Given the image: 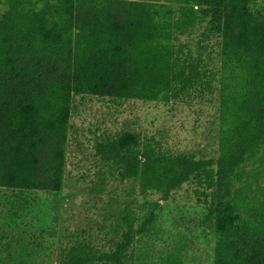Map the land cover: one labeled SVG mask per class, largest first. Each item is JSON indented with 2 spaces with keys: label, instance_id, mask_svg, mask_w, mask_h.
I'll return each mask as SVG.
<instances>
[{
  "label": "trees",
  "instance_id": "1",
  "mask_svg": "<svg viewBox=\"0 0 264 264\" xmlns=\"http://www.w3.org/2000/svg\"><path fill=\"white\" fill-rule=\"evenodd\" d=\"M0 16V187L61 191L76 96L176 101L217 94L220 155L144 145L132 131L100 141L101 159L167 201L192 178L212 188L214 264H264V191L248 163L264 152V0H7ZM202 28L195 45L179 40ZM236 184L239 188L236 191ZM236 194V198H234ZM244 208L237 206V200ZM160 202L111 251L78 242L61 264H125ZM161 264H184L182 249Z\"/></svg>",
  "mask_w": 264,
  "mask_h": 264
},
{
  "label": "rangeland",
  "instance_id": "2",
  "mask_svg": "<svg viewBox=\"0 0 264 264\" xmlns=\"http://www.w3.org/2000/svg\"><path fill=\"white\" fill-rule=\"evenodd\" d=\"M7 8V0H0V16ZM201 30L180 35L179 40L194 46ZM126 130L162 153L217 159L218 95L206 91L169 102L76 96L61 191L20 193L0 187V264H61L62 252L78 242L94 251H111L127 229L125 214L131 213L138 227L156 201L160 202L156 221L151 231L135 238L125 264H161L176 249H182L184 264H214L216 238L208 217L212 188L192 178L163 201L157 191L143 193L138 180L120 178L96 146ZM247 169L258 177L252 182L257 194L264 191V152ZM240 200L237 206L244 208Z\"/></svg>",
  "mask_w": 264,
  "mask_h": 264
}]
</instances>
